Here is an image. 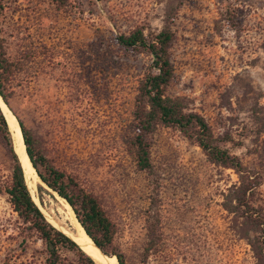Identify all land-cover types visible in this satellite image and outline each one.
Returning <instances> with one entry per match:
<instances>
[{"label":"rangeland","instance_id":"1","mask_svg":"<svg viewBox=\"0 0 264 264\" xmlns=\"http://www.w3.org/2000/svg\"><path fill=\"white\" fill-rule=\"evenodd\" d=\"M4 18L3 48L19 67L7 106L55 165L99 199L126 264H259L222 206L238 180L233 169L211 163L178 129L163 126L151 136L152 170L135 166L125 141L137 79L151 56L119 48L116 35L158 31L170 20L169 94L202 113L264 179V0H72L62 8L18 0ZM13 163L0 140V181L11 179ZM29 176L47 220L70 225L67 201ZM261 192L264 198V183ZM157 215L160 249L144 260ZM62 255L64 264H82L72 251ZM46 260L42 241L0 193V264Z\"/></svg>","mask_w":264,"mask_h":264},{"label":"trees","instance_id":"2","mask_svg":"<svg viewBox=\"0 0 264 264\" xmlns=\"http://www.w3.org/2000/svg\"><path fill=\"white\" fill-rule=\"evenodd\" d=\"M17 1L0 0V95L8 106L13 91H9L10 81L19 67L16 61L7 56L3 48L2 32L6 11L10 3ZM50 1L59 8L72 2ZM174 38L175 32L170 20L158 31L136 27L129 33L116 35L119 48L144 52L151 56L147 70L137 79L131 131L125 141L127 151L138 170L151 171V136L160 126L176 128L189 141L198 145L211 163L233 169L238 175V180L228 188L222 206L232 216L230 228L251 245L258 263L264 264V198L261 192L263 176L257 169L245 164L239 155L231 152L227 147L228 137L217 134L206 117L190 108L184 97L169 94V88L175 78L171 58ZM18 121L27 153L41 180L71 205L87 234L103 253L115 255L119 264H126L125 255L113 247L117 230L99 199L81 187L74 177L59 169L42 151L31 129L19 117ZM0 140L10 151L14 162L11 179L0 181V193L8 197L19 217L42 241L47 253L45 264H64L63 250L74 252L82 264H99L76 240L49 222L35 196L33 198L31 177L23 168L15 151L9 120L1 105ZM40 188L43 189L42 186ZM159 223L160 217L157 215L149 225L148 242L143 252L144 260L148 259L151 253L159 252L162 241Z\"/></svg>","mask_w":264,"mask_h":264},{"label":"bare ground","instance_id":"3","mask_svg":"<svg viewBox=\"0 0 264 264\" xmlns=\"http://www.w3.org/2000/svg\"><path fill=\"white\" fill-rule=\"evenodd\" d=\"M0 105L3 107L5 114L8 117L10 129L12 131L14 148L19 158L21 157L20 160H22L21 163L23 165V168L24 167L26 168L29 174L33 177L34 181L41 179L27 153L26 144L24 141V137H23L20 124L19 122H17L15 114L11 111V109L4 102V99H2L1 95H0ZM66 206L69 208L70 225L68 226L61 225L58 222H56L53 218L49 217L48 219L50 220V222H52L54 225H57L61 230H63L65 233L71 236L74 240H76V242H78V244L87 253H89L97 263L99 264H119L118 262L119 260L117 259L116 256L106 255L95 245V242L93 241V239L87 234L86 230L84 229V227L78 220L71 205L67 202Z\"/></svg>","mask_w":264,"mask_h":264},{"label":"water","instance_id":"4","mask_svg":"<svg viewBox=\"0 0 264 264\" xmlns=\"http://www.w3.org/2000/svg\"><path fill=\"white\" fill-rule=\"evenodd\" d=\"M21 127V126H20ZM96 245V244H95ZM97 246V245H96ZM98 247V246H97ZM99 248V247H98ZM100 249V248H99ZM101 250V249H100ZM102 251V250H101ZM115 256V255H114Z\"/></svg>","mask_w":264,"mask_h":264}]
</instances>
